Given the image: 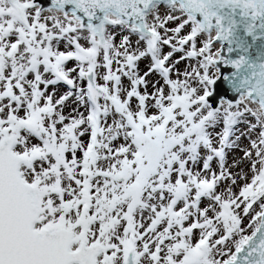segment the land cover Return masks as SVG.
<instances>
[{
  "label": "rangeland",
  "instance_id": "rangeland-1",
  "mask_svg": "<svg viewBox=\"0 0 264 264\" xmlns=\"http://www.w3.org/2000/svg\"><path fill=\"white\" fill-rule=\"evenodd\" d=\"M37 8L24 16L47 64L11 2L0 0V131L18 137L16 154L29 158L24 173L45 191L49 209L74 216L51 221L107 246L113 264H124L123 241L131 237L139 264H222L236 255L264 215V123L244 105L214 112L205 102L220 77L214 46L186 19L160 12L145 27L154 42L131 24L105 25L102 49L74 18H44ZM91 65L110 96L97 106ZM141 134L163 151L149 177ZM120 174H130L125 184ZM139 184L137 199L131 187Z\"/></svg>",
  "mask_w": 264,
  "mask_h": 264
},
{
  "label": "water",
  "instance_id": "water-1",
  "mask_svg": "<svg viewBox=\"0 0 264 264\" xmlns=\"http://www.w3.org/2000/svg\"><path fill=\"white\" fill-rule=\"evenodd\" d=\"M9 1L19 22L27 28L33 44L34 31L29 28L24 11L40 6L37 3L39 2L43 8L75 10L85 23L92 22L94 25H85L79 17L82 28L94 33L102 49L106 13L117 12L128 21L135 22L154 42L155 35L149 31L148 35L144 27L143 14L155 4L180 1L190 13L196 15L207 31L215 29L218 32L219 42L223 45L222 60L219 64L212 62L213 65L219 66L221 78L213 83V95L209 99L206 98L205 102L211 106L213 104L212 108L217 112L224 100L236 102L242 94H246L253 98L264 115V0H30L27 5H22L17 0ZM45 10L47 9L40 6L37 14ZM105 18L106 25L114 26L109 22L107 15ZM199 28L200 33H209L200 23ZM215 42H218L217 37L213 43ZM36 51L44 63L48 62V56L45 55L44 60V55L37 46ZM87 78L93 101L97 103L105 93L96 86L93 66ZM249 91L251 94H248ZM116 109L119 113L122 112L118 104ZM0 134L8 135V132L0 131ZM140 140L145 145L143 152L149 161L144 173L149 176L158 167L163 152L159 143L150 141L145 136H141ZM16 143L18 142L14 136H8L0 142V264H96V259L105 251L97 244L99 242L89 248L83 244L74 252L72 247L75 240L71 231H35L38 224V213L32 197L35 186L28 184L27 177L21 170L22 165H26L28 161L26 156L20 157L14 153ZM124 177L120 176V179H127ZM262 187L264 195V185ZM35 189L40 196L43 193L45 198L44 190L36 187ZM133 189L137 191V197L140 196L142 186ZM261 222L257 235L250 240V244L243 243L235 261H225L222 264H264V218ZM73 233L76 236L74 231ZM83 233L85 234V231ZM85 237L86 242L91 245L88 237ZM130 240L132 237L123 241L124 250ZM111 261V258L106 257L104 264H111ZM125 264H138L133 245L127 249Z\"/></svg>",
  "mask_w": 264,
  "mask_h": 264
},
{
  "label": "bare ground",
  "instance_id": "bare-ground-1",
  "mask_svg": "<svg viewBox=\"0 0 264 264\" xmlns=\"http://www.w3.org/2000/svg\"><path fill=\"white\" fill-rule=\"evenodd\" d=\"M30 0H28L29 2ZM39 11V8H37V12ZM160 12H172L177 18H180V19H186L195 29V32L201 36L202 38H204L205 40H207L209 42V44L213 43L217 37V34L215 31H212V32H209L208 34L203 31L200 33V28H199V23H197L195 20L196 18L192 15H190L188 12H186V9L182 7V4L180 3H176V2H172V3H163V4H155L153 5L143 16V21H144V26L145 27H149L150 25V21L152 20H157L159 15L161 14ZM42 16H44V18H50V17H53V16H57L61 19L65 18L67 19V21H69L70 19H75L74 20V23L76 24L77 26V29H78V32H81V20L79 19V17L77 15H75V12L74 11H69L67 12L66 14L64 13L63 10L61 9H47L41 13ZM107 15V18L109 20V22H111L112 24H120L122 26H130L128 24H131L133 27H137L134 23H130L126 20H124L123 18H121L120 16H118L117 14H115L114 12H109L106 14ZM62 21V20H61ZM107 27V25H106ZM210 46H214V49L217 50V55L216 57L211 61V65H212V68L213 70L215 71V76L214 77H219L220 76V72H219V66H216V65H213L212 62H219V58L221 56V51H222V46L219 42H215L213 43L212 45ZM213 82V81H212ZM209 85H210V82H209ZM204 94V91L201 90V91H196L193 93L192 95V98L194 99H199L202 95ZM62 95V91L58 93L57 95V98L59 99V97ZM55 98V97H54ZM240 100H238L237 102L235 103H231L229 102L228 100H224L221 105H220V109H223L224 105L226 104H230L232 107H235L237 108L239 105H244L246 107H248L249 109H252L254 110V116H257L259 118H261L262 122L264 123V115L259 107V105L257 103H255L251 98L250 96L248 95H242L240 98ZM229 102V103H228ZM155 108V107H154ZM68 112V110H65V112ZM242 126V125H241ZM178 131V130H177ZM5 132V131H3ZM7 132V131H6ZM79 132L82 134V132L84 133L83 131V128H81L79 130ZM239 133V132H238ZM236 135V134H235ZM77 136V135H76ZM239 136V135H238ZM236 139V138H235ZM239 140V139H238ZM240 147H242V145H240ZM76 150V149H75ZM78 151V150H77ZM235 151V150H234ZM20 155V154H18ZM20 156H23V155H20ZM76 158L78 159V155L76 154ZM27 161H29V158H27ZM79 161V160H78ZM233 161L231 160V163ZM28 163V162H27ZM229 163V162H228ZM230 163V164H231ZM130 165V164H128ZM230 166V165H229ZM27 167V164L26 165H22L21 167V170L24 172L25 168ZM25 174V173H24ZM27 181H28V184L32 185V186H35L37 189H38V185L34 184V183H31L32 179H29L27 177ZM260 194L262 195L263 194V187H262V190L260 192ZM230 196V195H229ZM264 197V195H263ZM261 216L259 217V221L258 223L262 220V217H263V212L262 214H260ZM193 229V228H192ZM75 232L76 235H81L79 232L73 230ZM238 253V252H237ZM237 255V254H236ZM236 255L233 256H230L229 257V260L228 262H234L235 261V258H236ZM157 257V256H156Z\"/></svg>",
  "mask_w": 264,
  "mask_h": 264
},
{
  "label": "flooded vegetation",
  "instance_id": "flooded-vegetation-1",
  "mask_svg": "<svg viewBox=\"0 0 264 264\" xmlns=\"http://www.w3.org/2000/svg\"><path fill=\"white\" fill-rule=\"evenodd\" d=\"M57 95H58V93H57ZM56 95V96H57ZM40 130V127H39V125H36V130H33V133L34 134H36L38 131ZM47 144H49V141H47L46 142ZM56 153V157H57V155H58V153L57 152H55ZM57 173L59 172L58 170L56 171ZM91 199V198H90ZM91 201H92V199H91ZM107 209H110L111 208V206L110 205H107V207H106ZM49 216H57V217H59V218H61V219H65V220H67L68 222H74V216H70L69 215V211H65V212H62L59 208H57V209H55V210H50L49 211ZM96 222H97V224L98 225H100V228H102V227H104V226H106V225H108L110 228H111V231H112V226H110V224H107V223H105V222H102L100 219L99 220H95ZM90 231V230H89ZM91 232V235L92 236H94V234L96 235V236H101V235H106L105 233H103V232H101V233H98V232H96V233H92V231H90Z\"/></svg>",
  "mask_w": 264,
  "mask_h": 264
}]
</instances>
